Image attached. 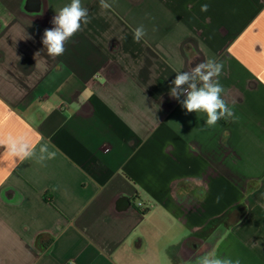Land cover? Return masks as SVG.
I'll list each match as a JSON object with an SVG mask.
<instances>
[{"label":"crops","instance_id":"obj_1","mask_svg":"<svg viewBox=\"0 0 264 264\" xmlns=\"http://www.w3.org/2000/svg\"><path fill=\"white\" fill-rule=\"evenodd\" d=\"M70 2L0 0V264H195L213 247L264 264V0H81L90 22L52 58L43 32ZM209 59L235 114L214 127L169 95Z\"/></svg>","mask_w":264,"mask_h":264},{"label":"clouds","instance_id":"obj_2","mask_svg":"<svg viewBox=\"0 0 264 264\" xmlns=\"http://www.w3.org/2000/svg\"><path fill=\"white\" fill-rule=\"evenodd\" d=\"M100 7L109 10L112 5L107 0H100ZM208 8L207 4L201 5L202 12L208 11ZM89 22L88 9L82 5L81 0H71L68 5L62 7L52 18L53 27L43 32L41 42L48 56L52 58L62 56L66 51V43L82 30V25H87ZM146 34V29L140 25L133 30V39L139 43ZM25 39H34V37L27 35ZM222 71V62L209 59L196 64L188 71L177 72L170 83L169 95L182 105L186 113H205L207 127H214L221 119H232L235 114L223 98L222 94L226 90L219 81ZM9 147L20 163L34 155V152L29 151L28 145L22 141H14ZM45 152L47 147L42 146L38 162L43 163L46 159ZM195 264H241V261L239 258L234 260L227 256L221 257L213 247L197 257Z\"/></svg>","mask_w":264,"mask_h":264},{"label":"trees","instance_id":"obj_3","mask_svg":"<svg viewBox=\"0 0 264 264\" xmlns=\"http://www.w3.org/2000/svg\"><path fill=\"white\" fill-rule=\"evenodd\" d=\"M46 198V197H45ZM51 202V199L49 200Z\"/></svg>","mask_w":264,"mask_h":264},{"label":"built area","instance_id":"obj_4","mask_svg":"<svg viewBox=\"0 0 264 264\" xmlns=\"http://www.w3.org/2000/svg\"><path fill=\"white\" fill-rule=\"evenodd\" d=\"M139 205H142V204H139Z\"/></svg>","mask_w":264,"mask_h":264}]
</instances>
